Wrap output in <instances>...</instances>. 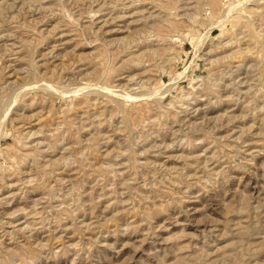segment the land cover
<instances>
[{
  "label": "rangeland",
  "instance_id": "374dc122",
  "mask_svg": "<svg viewBox=\"0 0 264 264\" xmlns=\"http://www.w3.org/2000/svg\"><path fill=\"white\" fill-rule=\"evenodd\" d=\"M0 264H264V0H0Z\"/></svg>",
  "mask_w": 264,
  "mask_h": 264
}]
</instances>
